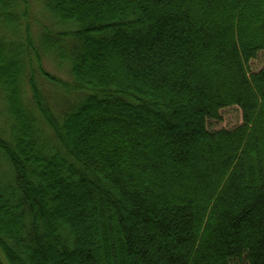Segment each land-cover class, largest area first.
I'll return each mask as SVG.
<instances>
[{"label":"trees","instance_id":"16d2710c","mask_svg":"<svg viewBox=\"0 0 264 264\" xmlns=\"http://www.w3.org/2000/svg\"><path fill=\"white\" fill-rule=\"evenodd\" d=\"M260 52L264 0H0V264H264Z\"/></svg>","mask_w":264,"mask_h":264},{"label":"rangeland","instance_id":"374dc122","mask_svg":"<svg viewBox=\"0 0 264 264\" xmlns=\"http://www.w3.org/2000/svg\"><path fill=\"white\" fill-rule=\"evenodd\" d=\"M30 15V21L32 23V29H33V35L35 36V43H39V38L41 33L43 32L44 28L42 25H45L44 22H49L50 18L49 14L45 10L44 4L42 2H38L33 4V6L30 8L29 11ZM42 17L44 18V22L42 21ZM42 23V25H41ZM53 24V23H52ZM53 26H56L53 24ZM64 28L69 29L70 27L68 25H64ZM70 43H67V46L65 50H68L70 48ZM52 62L48 61L47 59L45 60V66L48 70H50L52 73L57 74L59 76L68 78L69 75L67 74L68 69L66 66L62 65L61 60H51ZM264 69V52H260L257 58L253 59L250 62V70L252 73L260 72L261 70ZM67 74V75H66ZM42 82V89L48 90L51 93V97L53 98L54 102L58 104V107H65L69 102L74 101L76 98L75 96L72 95H66L64 93H61L60 91H57L56 89H49L50 87L48 85H45L46 82L41 81V78L39 80ZM243 113L242 110L238 106H232V107H227L221 111V118L218 120H209L208 122V128L210 131H219L222 129H234L240 125L243 124ZM0 126L3 127L5 132L8 130V123L4 119L2 115H0ZM5 167L4 161L0 158V173L1 169ZM1 254V250H0ZM2 255V254H1ZM3 258V256H2ZM3 261L5 264H8L6 260L3 258Z\"/></svg>","mask_w":264,"mask_h":264}]
</instances>
